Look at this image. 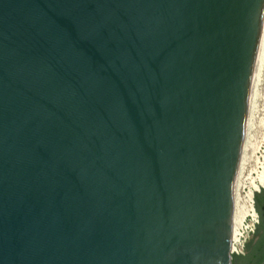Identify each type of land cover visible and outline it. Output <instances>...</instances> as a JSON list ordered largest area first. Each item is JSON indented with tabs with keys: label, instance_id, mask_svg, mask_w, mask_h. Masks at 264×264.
I'll return each instance as SVG.
<instances>
[{
	"label": "water",
	"instance_id": "1",
	"mask_svg": "<svg viewBox=\"0 0 264 264\" xmlns=\"http://www.w3.org/2000/svg\"><path fill=\"white\" fill-rule=\"evenodd\" d=\"M263 35L264 0H0V264H246Z\"/></svg>",
	"mask_w": 264,
	"mask_h": 264
},
{
	"label": "bare ground",
	"instance_id": "2",
	"mask_svg": "<svg viewBox=\"0 0 264 264\" xmlns=\"http://www.w3.org/2000/svg\"><path fill=\"white\" fill-rule=\"evenodd\" d=\"M263 43H264V35L261 44V49H263ZM261 49H260L261 53H259V57H258V62H257L256 71H255L254 80L249 98L245 135H244L243 146L241 150V156L239 160L238 171L235 181L233 207H232V215H231L230 230H229V252L231 250L230 244L235 239L236 232L239 229L242 222L244 221V219L249 217H255V212L252 205V196L254 192L258 191L260 188L264 186V157L262 158V161H260L257 158H254V160L250 162L246 148L248 143L247 139L251 135L252 116H254L253 115L254 108L256 107V97H257L256 85L258 82V81L256 82V79H257L259 64H261L260 62L262 59ZM246 168H248L249 170L247 171V175L243 179L242 183H240L241 174ZM252 175H254V177H252Z\"/></svg>",
	"mask_w": 264,
	"mask_h": 264
},
{
	"label": "rangeland",
	"instance_id": "3",
	"mask_svg": "<svg viewBox=\"0 0 264 264\" xmlns=\"http://www.w3.org/2000/svg\"><path fill=\"white\" fill-rule=\"evenodd\" d=\"M261 50H262V59L260 62L261 64H259L258 74H257V79H256V82L258 81L257 82L258 86L256 85L258 98L256 97V107L254 108V113H253L255 117L252 116V130H251L250 137L247 139L248 143L246 146L250 162H252L254 158H257L260 161H262V158L264 157V51H263L264 43H263V49ZM248 168H246L242 172L241 177H240V181H241L240 183H242L243 179L246 177L247 171L249 170ZM252 177H254V175H252ZM259 190H260L259 192L257 191L254 192L252 196V205L254 208V212H255L254 196L261 194L264 191V186L260 188ZM258 240L259 238L255 236V233H254V235L249 237L246 244L252 242L251 245H256ZM246 254L247 252L244 249V254L241 256H246Z\"/></svg>",
	"mask_w": 264,
	"mask_h": 264
},
{
	"label": "trees",
	"instance_id": "4",
	"mask_svg": "<svg viewBox=\"0 0 264 264\" xmlns=\"http://www.w3.org/2000/svg\"><path fill=\"white\" fill-rule=\"evenodd\" d=\"M255 211L259 217V224L255 231V236L258 237L259 233L262 232L261 237L255 245V249L252 252L248 262L246 264H262L264 262V191L255 196ZM251 243H247L245 251L250 252ZM233 263L237 264L238 259H234Z\"/></svg>",
	"mask_w": 264,
	"mask_h": 264
},
{
	"label": "built area",
	"instance_id": "5",
	"mask_svg": "<svg viewBox=\"0 0 264 264\" xmlns=\"http://www.w3.org/2000/svg\"><path fill=\"white\" fill-rule=\"evenodd\" d=\"M259 191L260 190H258L257 192ZM255 231V217H249L244 219V221L236 232L235 239L230 244L231 250L229 254L239 256L243 255L246 242L250 236L254 235Z\"/></svg>",
	"mask_w": 264,
	"mask_h": 264
}]
</instances>
